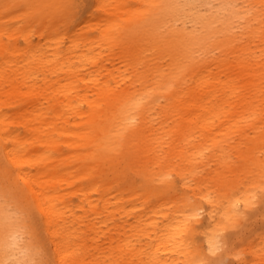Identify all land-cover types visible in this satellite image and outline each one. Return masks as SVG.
I'll return each instance as SVG.
<instances>
[{
    "label": "bare ground",
    "instance_id": "bare-ground-1",
    "mask_svg": "<svg viewBox=\"0 0 264 264\" xmlns=\"http://www.w3.org/2000/svg\"><path fill=\"white\" fill-rule=\"evenodd\" d=\"M91 1L0 0V264H264V0Z\"/></svg>",
    "mask_w": 264,
    "mask_h": 264
},
{
    "label": "rangeland",
    "instance_id": "rangeland-1",
    "mask_svg": "<svg viewBox=\"0 0 264 264\" xmlns=\"http://www.w3.org/2000/svg\"><path fill=\"white\" fill-rule=\"evenodd\" d=\"M91 0H76L75 10H77L81 15L85 16L88 12L89 8L91 7ZM135 3V2H133ZM88 5V7H86ZM82 16V17H83ZM21 20H17L15 16V25L21 23ZM25 22V21H24ZM33 38L37 41V35L34 34ZM19 44L23 45V40H19ZM208 168L206 169L207 172L210 170L215 169L216 165L211 163L207 164ZM250 213H256V215L248 220L237 225L235 228H231L226 230L225 232V239L229 242L228 244L232 243H244L248 244L249 241L255 240L257 233L261 230V227L264 226V190H260L258 192V199L256 201V207L250 210ZM239 236L244 237V241L239 240ZM224 247H221L218 252H223ZM247 257L250 258L251 256L247 254ZM234 260L231 257H225L223 260L218 261L214 264H233Z\"/></svg>",
    "mask_w": 264,
    "mask_h": 264
}]
</instances>
